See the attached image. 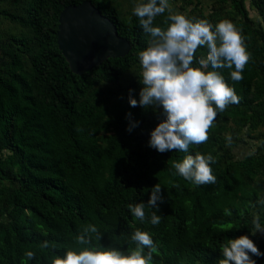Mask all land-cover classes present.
I'll use <instances>...</instances> for the list:
<instances>
[{"label": "trees", "instance_id": "obj_1", "mask_svg": "<svg viewBox=\"0 0 264 264\" xmlns=\"http://www.w3.org/2000/svg\"><path fill=\"white\" fill-rule=\"evenodd\" d=\"M5 1L0 0V20L19 29L4 32L0 24V264H50L67 250L85 247L128 254L136 247L128 205L147 204L158 183L163 202L158 211L146 206L145 221L138 220L158 235L150 264H218L220 246L241 235L264 253V235L251 234L254 216L264 225V205L257 203L264 198V27L251 18L246 0H216L217 10L207 15L202 0H183L173 10L212 25L231 21L251 54L240 82L231 80L229 70H216L240 103L218 113L210 139L190 145L187 153L150 148V133L163 117L128 102L130 89L139 100L137 54L150 40L132 9L147 0H91L131 49L81 75L60 49L58 30L61 11L85 0H9L15 10L3 6ZM251 3L264 19V0ZM167 15L156 17L154 26L166 28ZM195 55H206V49ZM128 113L139 121L131 132ZM242 146L249 149L238 156ZM196 152L215 159V184L197 186L173 175L172 163ZM153 212L161 217L158 225L150 223ZM88 224L99 229L100 241L76 244ZM45 241L48 248L41 247ZM27 251L35 257L28 260ZM252 259L264 264V255Z\"/></svg>", "mask_w": 264, "mask_h": 264}, {"label": "clouds", "instance_id": "obj_2", "mask_svg": "<svg viewBox=\"0 0 264 264\" xmlns=\"http://www.w3.org/2000/svg\"><path fill=\"white\" fill-rule=\"evenodd\" d=\"M132 12L150 40L147 47L137 54L141 68L138 81L142 85L139 100L133 97V90L130 89L128 102L131 107L151 108L163 117L150 133V148L160 153L173 150L187 153L190 145H201L210 139L209 129L218 113L224 112L230 104L240 103L241 97L216 70H229L234 82L243 80L242 73L251 59L245 37L229 20L212 25L207 20L189 19L184 14L174 12L169 0L140 2L135 4ZM165 12L168 13L164 20L167 27L154 26L156 17ZM199 48H205L206 55L197 58L195 54ZM197 63L199 67L194 66ZM209 66L212 71H207ZM161 108L162 112L159 111ZM126 118L129 120L128 132L138 127L139 121H133L131 113ZM226 139L230 144L231 137ZM215 162L211 154L196 152L186 155L181 162H173L171 168L175 170L173 175H179L194 185H210L217 180L210 167ZM158 202H163L159 183L151 189L147 204L128 205L131 212L128 225L130 241L136 245L128 254L118 248L102 251L85 247L79 252L67 250L64 256L51 259L50 264H150L158 235L149 226L143 228L138 220L145 221L146 206L158 211ZM257 203L264 205V198ZM224 212L231 215L229 209ZM160 221L161 217L153 212L150 223L158 225ZM252 224L253 236L258 232L264 235V225L258 215L253 217ZM101 237L99 229L94 224H88L75 242L87 246L92 244L93 238L100 241ZM48 246L47 241L41 245L43 248ZM220 251L223 258L218 264H255L252 256L264 255L247 235L229 239L220 246ZM24 256L31 260L35 253L27 251Z\"/></svg>", "mask_w": 264, "mask_h": 264}, {"label": "water", "instance_id": "obj_3", "mask_svg": "<svg viewBox=\"0 0 264 264\" xmlns=\"http://www.w3.org/2000/svg\"><path fill=\"white\" fill-rule=\"evenodd\" d=\"M58 44L71 69L83 74L109 57H123L130 41L114 22L91 1L70 4L60 13Z\"/></svg>", "mask_w": 264, "mask_h": 264}, {"label": "rangeland", "instance_id": "obj_4", "mask_svg": "<svg viewBox=\"0 0 264 264\" xmlns=\"http://www.w3.org/2000/svg\"><path fill=\"white\" fill-rule=\"evenodd\" d=\"M252 0H246V6L249 10V14L251 16L252 19L255 20V22L257 23V25H259V22H260V25H263L264 27V19L263 17L259 14V10H257L256 8H254V5L253 3H251ZM202 10H203V13H205L206 15L207 14H210L212 13L214 10H217V8L215 7L217 5L216 3V0H202ZM169 3L172 7V9L174 11H178L180 6L183 4V0H176L175 1H172V0H169ZM3 6H7V7H10L12 8L13 10H15V6L9 1V0H6L3 4ZM176 7V8H174ZM187 9H191V7H187ZM1 29L6 32V31H9V32H17L19 27L18 25L16 24H13L11 23L10 21L8 20H5V19H1ZM249 148L245 147V146H242L240 148L237 149V155L238 156H241L243 153L247 152ZM9 154V151L6 150V151H3L2 152V156H6ZM259 233V232H258ZM262 234L259 233L258 234V237L259 238H262Z\"/></svg>", "mask_w": 264, "mask_h": 264}, {"label": "bare ground", "instance_id": "obj_5", "mask_svg": "<svg viewBox=\"0 0 264 264\" xmlns=\"http://www.w3.org/2000/svg\"><path fill=\"white\" fill-rule=\"evenodd\" d=\"M87 218V217H86ZM69 219V218H68Z\"/></svg>", "mask_w": 264, "mask_h": 264}]
</instances>
